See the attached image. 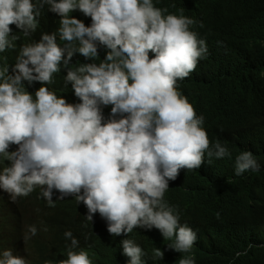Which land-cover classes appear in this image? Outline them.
<instances>
[{
    "label": "clouds",
    "instance_id": "9594fccd",
    "mask_svg": "<svg viewBox=\"0 0 264 264\" xmlns=\"http://www.w3.org/2000/svg\"><path fill=\"white\" fill-rule=\"evenodd\" d=\"M45 5L56 14V29L19 43L39 31ZM180 11L153 0H0V166L8 162L0 168V264H54L55 257L56 264H105L99 214L128 264H145L129 237L137 228L158 229L173 241L169 249L191 253L198 234L164 199L169 181L182 169H199L206 157L211 164L231 153L210 140L205 117L179 90L209 52L191 30L197 21ZM80 12L90 26L77 19ZM98 44L109 50L102 62L71 64L76 53L96 60ZM61 71L80 103L48 87ZM108 105L105 120L101 106ZM260 167L250 150L235 157L236 176ZM37 188L49 206L54 190L59 200L74 201L38 206L39 247L30 250L37 228L27 229L16 200ZM55 224L66 231L56 233L68 240L65 247L51 242ZM153 256L163 259L164 252L155 248ZM178 264H195L194 256Z\"/></svg>",
    "mask_w": 264,
    "mask_h": 264
},
{
    "label": "trees",
    "instance_id": "16d2710c",
    "mask_svg": "<svg viewBox=\"0 0 264 264\" xmlns=\"http://www.w3.org/2000/svg\"><path fill=\"white\" fill-rule=\"evenodd\" d=\"M153 2L176 15L183 10V15L197 21L191 30L206 40L209 52L199 61L195 72L178 82V87L194 105L197 114L205 117L203 127L210 140L213 143L219 140L226 145L231 158L214 159L209 164L206 157L199 169H182L175 181H169L164 199L178 208L181 223H187L198 234L191 253L169 249L168 244L173 241L165 240L155 228L154 233L134 229L129 237L143 249L145 264H178L181 256L190 254L194 256L195 264H264V0ZM41 15L39 31L32 38L22 37L19 43H32L43 33L50 34L56 29L53 18L56 14L48 11L47 5L41 9ZM77 19L86 26L91 25V18L81 12ZM108 51L98 44L96 60L76 53L71 64L74 67L79 63L98 64ZM154 55L149 53L150 58ZM64 75L66 71L55 74L54 83L48 87L68 103H80L71 84L65 87ZM101 107L107 120L112 106ZM244 150L252 151L261 167L258 172L248 171L236 176L235 157ZM40 191L37 188L28 196L30 202L22 206L24 216L37 228V234L30 236V250L39 247L38 206H49ZM59 196L60 193L54 190V206H57ZM73 201L70 196L61 200L62 203ZM98 217L102 221H98L99 232L107 244L105 264H128L129 258L123 254L121 241L107 234L103 227L107 222L100 214ZM61 231L66 232L62 225L55 224L50 239L55 246L65 247L68 240L64 234L56 236ZM2 237L5 238L4 234ZM249 244L253 245L250 249ZM0 247H4L2 241ZM155 248L164 252L163 259L153 256ZM245 251L247 255L236 256L237 252ZM40 253H45L44 247ZM22 254L31 260L25 247ZM59 259L53 258L54 264Z\"/></svg>",
    "mask_w": 264,
    "mask_h": 264
},
{
    "label": "bare ground",
    "instance_id": "6f19581e",
    "mask_svg": "<svg viewBox=\"0 0 264 264\" xmlns=\"http://www.w3.org/2000/svg\"><path fill=\"white\" fill-rule=\"evenodd\" d=\"M12 146H16V145H12ZM12 146H10L9 151H15L18 148V147L13 148ZM7 163H8L7 161H5L4 163H2V166H0V168L2 169V167L6 166ZM16 202H17L18 206H20V209L22 211V206H25L26 204H28L30 202V200H29L28 197H22V198H18L16 200ZM56 203H57V205H59L62 202H61V200L58 199V200H56ZM22 213H23V211H22ZM25 218H26V222H27L26 223V227L28 229L30 226H32V223H31V221H30V219L28 217H25ZM20 254L23 255L22 252H20Z\"/></svg>",
    "mask_w": 264,
    "mask_h": 264
}]
</instances>
